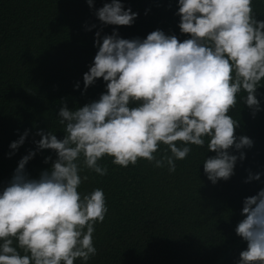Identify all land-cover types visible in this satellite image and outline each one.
<instances>
[{"label": "clouds", "instance_id": "1", "mask_svg": "<svg viewBox=\"0 0 264 264\" xmlns=\"http://www.w3.org/2000/svg\"><path fill=\"white\" fill-rule=\"evenodd\" d=\"M86 3L102 25L131 26L138 17L124 0L98 8L94 0ZM174 15L183 39L160 28L143 38H123L115 27L111 34L94 33L97 51L82 74V94L97 79L105 91L83 106L62 103L55 117L62 138L38 129L35 149L0 188V264H87L97 252L95 225L108 207L102 188L80 190L87 179L80 173L107 174L99 163L106 156L121 167L146 159L174 172L192 145L206 146L214 154H205L199 166L212 184L235 174L254 144L236 134L240 122L230 112L237 94L245 93L240 100L253 116L264 110L257 94L264 86V19L253 0H176ZM29 132L10 142L7 155ZM41 150L53 151L55 159L45 157L49 167L34 178L26 165ZM261 176L249 170L244 182ZM240 215L234 231L246 246L234 264H264V187L243 198Z\"/></svg>", "mask_w": 264, "mask_h": 264}, {"label": "trees", "instance_id": "2", "mask_svg": "<svg viewBox=\"0 0 264 264\" xmlns=\"http://www.w3.org/2000/svg\"><path fill=\"white\" fill-rule=\"evenodd\" d=\"M105 0H94V8ZM176 0H124L138 13L131 26L102 25L86 0H0V188L11 178L19 159L35 149L38 129L62 138V126L55 118L62 103L72 109L97 99L105 91L102 79L83 91L82 74L88 70L97 49L94 33L111 34L118 28L123 38L145 37L157 28L183 39L174 15ZM154 6V7H153ZM253 11L264 19V0H253ZM95 24L96 27H91ZM90 29V30H89ZM80 82L79 88L74 85ZM264 85V80L261 81ZM264 106V86L257 90ZM237 105L230 112L238 119L237 135L251 137L235 174L212 184L203 172L206 146L192 145L176 170L154 167L146 159L121 167L110 157L101 176L83 169L87 176L80 190H104L108 212L95 225L97 249L87 264H234L246 245L235 234L244 197L264 187L260 181L245 183L248 171L264 172V110L253 116ZM29 129L25 143L11 156V141ZM55 153L41 150L29 160L26 171L37 177L49 167L44 158ZM149 166V167H148ZM118 183V184H117ZM124 221V222H123ZM74 264H81L77 259Z\"/></svg>", "mask_w": 264, "mask_h": 264}, {"label": "bare ground", "instance_id": "3", "mask_svg": "<svg viewBox=\"0 0 264 264\" xmlns=\"http://www.w3.org/2000/svg\"><path fill=\"white\" fill-rule=\"evenodd\" d=\"M176 3V2H175ZM154 7V6H153ZM149 167V166H148ZM118 184V183H117ZM124 222V221H123Z\"/></svg>", "mask_w": 264, "mask_h": 264}]
</instances>
